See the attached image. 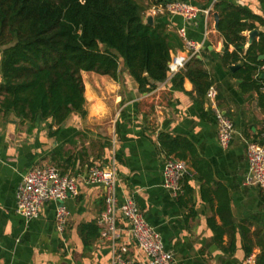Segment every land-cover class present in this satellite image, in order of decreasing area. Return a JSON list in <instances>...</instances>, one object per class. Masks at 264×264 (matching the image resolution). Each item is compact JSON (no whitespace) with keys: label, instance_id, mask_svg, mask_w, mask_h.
Listing matches in <instances>:
<instances>
[{"label":"crops","instance_id":"1","mask_svg":"<svg viewBox=\"0 0 264 264\" xmlns=\"http://www.w3.org/2000/svg\"><path fill=\"white\" fill-rule=\"evenodd\" d=\"M215 1L201 6L189 0L201 9ZM225 1L264 22V0ZM140 6L146 16L155 5L148 0ZM213 14H199L191 23L166 14L153 21L164 23L176 35L185 28L186 37L201 45L197 58L213 81L218 107L234 126L229 147H220L208 101L195 95L189 80L173 83L175 74L141 93L126 71L117 80L82 72L85 116L72 114L61 126L48 120L29 128L12 115L0 114V264H112L114 250L123 244L128 259L145 261L121 217L117 222L120 239L112 245L100 238L97 220L103 211V189L87 185L81 177L92 167L112 163L118 201L133 199L173 255V264H240L249 256L256 261L264 247V189L243 183L248 171L247 143L264 140L260 96L264 89L244 92L235 71L222 63L225 49ZM254 30L257 35L264 33V23H256ZM243 36L246 51L248 32ZM233 50L228 47L229 53ZM180 51L182 46L171 53ZM260 77L264 80L263 73ZM160 134L185 139L193 148L192 153L183 151V161L195 162L197 171L183 178L176 196L161 184L166 155L159 145ZM48 166L77 180V196L64 202L68 216L62 231L55 224L57 203L44 204L30 221L14 209L15 190L24 175Z\"/></svg>","mask_w":264,"mask_h":264},{"label":"trees","instance_id":"2","mask_svg":"<svg viewBox=\"0 0 264 264\" xmlns=\"http://www.w3.org/2000/svg\"><path fill=\"white\" fill-rule=\"evenodd\" d=\"M150 1L163 6L189 0ZM195 2L205 6L211 0ZM212 10L225 49L222 63L239 65L233 75L244 92L260 93L264 89L260 77L264 58L259 59L264 56V33L246 51L243 33L264 22L225 0L215 1ZM143 14L136 0H0V114L12 115L29 128L48 120L61 126L72 114L85 116L82 72L117 80L124 68L139 92L152 91L167 79L170 53L182 44L164 23L144 24ZM229 46L234 48L231 53ZM177 79L180 84L189 80L201 99L213 85L197 57L174 76L173 83ZM158 140L166 159L183 161V151L193 152L185 139L160 134ZM188 166L195 174L196 163ZM255 264H264V247Z\"/></svg>","mask_w":264,"mask_h":264},{"label":"built area","instance_id":"3","mask_svg":"<svg viewBox=\"0 0 264 264\" xmlns=\"http://www.w3.org/2000/svg\"><path fill=\"white\" fill-rule=\"evenodd\" d=\"M213 4L208 9H201L189 1H171L163 6H152L149 14L154 18L161 14L180 17L185 23L194 22L199 14L208 16ZM177 36L182 43V51L170 54L167 64L168 77H173L183 71L187 63L197 57L201 45L186 37L185 28L177 30ZM264 74V66L260 68ZM205 98L208 101L217 124V140L223 149L229 147L234 133L231 118L217 104V91L211 86ZM248 171L244 177V185L264 189V140L247 143ZM193 175V171L183 161L173 158L165 159L162 169V187L173 196L181 190V181ZM82 181L87 185H100L103 189V211L97 224L101 228L100 238L114 245L120 239L118 216L127 222L131 239L146 256L145 261L131 260L126 257L128 252L125 244L113 252L112 264H173V255L165 250L158 232L145 220L132 198L126 197L122 202L117 198V176L115 165L92 167ZM77 180L75 177L62 175L52 166L30 169L17 186L14 195L15 212L25 221L36 219L39 211L46 203H57L55 224L62 231L68 216L64 202L70 197L77 196ZM240 264H255L253 256H249Z\"/></svg>","mask_w":264,"mask_h":264},{"label":"water","instance_id":"4","mask_svg":"<svg viewBox=\"0 0 264 264\" xmlns=\"http://www.w3.org/2000/svg\"><path fill=\"white\" fill-rule=\"evenodd\" d=\"M213 18H214V28L215 30L217 31V23H218V17H217V14H213ZM143 23L144 24H147V25H153L154 21H153V17L150 15V14H147L146 16H144L143 18ZM257 36V31L256 30H253V31H250L248 32V43L250 44L254 39L255 37ZM259 59H263V56H260ZM239 68V65H233V66H230L229 67V70L231 72H234L235 70H237ZM122 71H125L124 68H121L120 69V72Z\"/></svg>","mask_w":264,"mask_h":264},{"label":"rangeland","instance_id":"5","mask_svg":"<svg viewBox=\"0 0 264 264\" xmlns=\"http://www.w3.org/2000/svg\"><path fill=\"white\" fill-rule=\"evenodd\" d=\"M136 2L138 3V4H140V5H146V3H148V0H136ZM143 18H144V15H143ZM81 78H82V81H84V79H86V76H85V74L83 73H81Z\"/></svg>","mask_w":264,"mask_h":264}]
</instances>
